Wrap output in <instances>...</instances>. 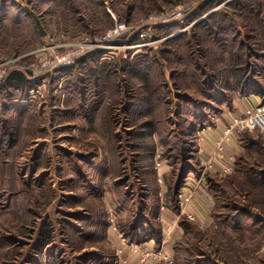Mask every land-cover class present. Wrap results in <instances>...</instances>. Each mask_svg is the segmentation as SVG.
Masks as SVG:
<instances>
[{
	"label": "rangeland",
	"instance_id": "obj_1",
	"mask_svg": "<svg viewBox=\"0 0 264 264\" xmlns=\"http://www.w3.org/2000/svg\"><path fill=\"white\" fill-rule=\"evenodd\" d=\"M188 4L145 47L29 71L50 38L102 36L108 12L137 26ZM13 61L0 87V264H264V132L232 138L228 174L203 171L196 145L249 83L264 90V0H0V63ZM156 208L171 214L162 238Z\"/></svg>",
	"mask_w": 264,
	"mask_h": 264
},
{
	"label": "built area",
	"instance_id": "obj_2",
	"mask_svg": "<svg viewBox=\"0 0 264 264\" xmlns=\"http://www.w3.org/2000/svg\"><path fill=\"white\" fill-rule=\"evenodd\" d=\"M192 9L191 4L179 6L169 13H163L159 16H149L145 22L137 26H129L124 22H119L111 12H108L114 21V25L104 32L102 36L92 40L86 38L83 41L68 42L67 44L58 43L54 38H50V42L38 51L40 56L45 55L44 59L39 60L38 64L30 65L29 71L34 75L50 74L51 72L72 66L84 57L91 54H98L99 52L100 60L114 59L120 51L126 53L132 51V49L147 46L146 43L151 39L154 29L184 20L192 12ZM132 36L136 37V41L131 43L129 40ZM124 57L126 58V56ZM16 61L12 63H0V87H2L3 82L8 78L12 70H14L11 66ZM248 131L264 132V102L261 105L247 108L242 117L233 119L231 124L226 127V130L216 138L214 150L208 154L203 171L210 172L217 167L223 174L230 173L232 167L223 161L225 146L232 141L233 137ZM159 170H157V176H159ZM158 195L163 197L161 192ZM176 195L179 201H184L185 203L190 202L193 197L191 194L185 196L181 191ZM187 217L191 221L194 220L190 214H187ZM167 234L170 235L169 231ZM131 245V248L133 247L132 251L136 253L135 250L137 247L134 244ZM153 258L170 262V256L166 254L161 256L158 253Z\"/></svg>",
	"mask_w": 264,
	"mask_h": 264
},
{
	"label": "crops",
	"instance_id": "obj_3",
	"mask_svg": "<svg viewBox=\"0 0 264 264\" xmlns=\"http://www.w3.org/2000/svg\"><path fill=\"white\" fill-rule=\"evenodd\" d=\"M253 86H258L257 83L254 82V84L249 83L247 86V89L245 92H242L243 95L241 99L238 101V107L235 106L232 108L231 112H224L225 114L222 115V119L218 122L215 120L213 125H211L209 128H201V131L198 134V141L196 145L198 146L199 155L201 154L202 159L208 157V154L213 152L214 150V142L216 141V138L221 135L224 132V129L226 130V127L231 124L233 119L242 117L244 115V112L249 107H254L263 104L264 102V90L257 91L256 88H253ZM234 146L232 144H229L225 146L224 153H223V159L226 161V163H230L232 161V158L234 156ZM187 181H190L188 178ZM188 185V182L186 183ZM185 186V185H184ZM199 194V193H198ZM199 198V197H198ZM150 202H148L147 210L151 209ZM207 201L201 199H195L194 205L192 206V213H194L196 216H198L200 219L199 221H204L205 216L204 211L205 208L208 207ZM146 211V210H145ZM156 214H159L158 208H156ZM158 211V212H157ZM162 216V214H164ZM158 215L159 216V230H157L159 237H164L165 233L163 231H167L165 228L166 225H168V217H171V214L169 212H164ZM179 234V231H175L172 233V238L177 236ZM170 236V237H171ZM171 238V240H172ZM170 240V241H171Z\"/></svg>",
	"mask_w": 264,
	"mask_h": 264
},
{
	"label": "trees",
	"instance_id": "obj_4",
	"mask_svg": "<svg viewBox=\"0 0 264 264\" xmlns=\"http://www.w3.org/2000/svg\"><path fill=\"white\" fill-rule=\"evenodd\" d=\"M96 55H98V57H99V55H100V52L98 53V54H96ZM10 81H12V80H16L18 83L20 82V83H22L24 80H23V77H22V75H16V74H14V75H12L11 77H10V79H9ZM158 233V232H157ZM159 236V235H158Z\"/></svg>",
	"mask_w": 264,
	"mask_h": 264
}]
</instances>
